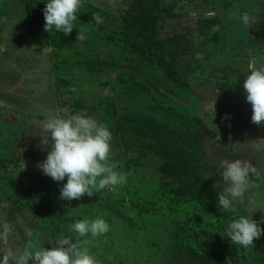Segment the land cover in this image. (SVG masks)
Segmentation results:
<instances>
[{"label":"rangeland","instance_id":"1","mask_svg":"<svg viewBox=\"0 0 264 264\" xmlns=\"http://www.w3.org/2000/svg\"><path fill=\"white\" fill-rule=\"evenodd\" d=\"M131 1L82 0L74 27L86 38L50 46L43 39L48 33L44 23L28 26L25 13L26 3L43 11L47 0H0V230L11 225L0 248L31 244L50 249V240L71 235L98 264H199L187 255L190 248L220 251L228 264H264V234L254 247L233 245L226 237L228 224L240 216H251L264 229V125L227 131L215 119V82L222 67L227 72L236 66L237 75L246 78L249 64L264 65V0H160L174 3L183 29L192 28L200 15L219 20L195 32L193 53L180 59L199 64L187 88L122 49L121 15ZM94 15L102 18L101 29ZM43 48L51 53L42 54ZM124 65L145 88L118 80ZM75 114L92 117L113 132L109 163L126 182L114 191L106 187L66 201L59 193L67 177L53 181L37 164L51 147L49 137L41 150L47 117ZM196 118L214 131L213 137ZM160 142L197 155L216 170L219 178L202 192L201 203L182 194L175 178L160 174V160L151 148ZM235 159L249 160L258 175L250 177L244 203L234 200L225 210L217 203L221 163ZM96 218L110 225L106 234L80 237L71 231L76 221Z\"/></svg>","mask_w":264,"mask_h":264},{"label":"clouds","instance_id":"2","mask_svg":"<svg viewBox=\"0 0 264 264\" xmlns=\"http://www.w3.org/2000/svg\"><path fill=\"white\" fill-rule=\"evenodd\" d=\"M81 6L82 0H47L43 9L44 31H62L65 36L69 35L74 29ZM93 19L96 24L102 23L99 15H94ZM242 19L244 23L249 22L247 14ZM85 38L82 33L76 35V40L83 41ZM50 53V49L43 48L42 54ZM242 88L246 102L251 105V122L264 125V65H248ZM42 131L41 150L50 141L51 147L37 167L53 181H63L67 177V182L60 189V199L71 201L79 200L84 195L91 197L94 192L106 187L114 191L126 182V176L109 163L113 132L106 124L80 114L69 118L50 115ZM221 167L223 185L217 203L223 209L230 210L234 200L244 203V193L252 186L250 177L258 173L249 160H224ZM260 223H264V219ZM109 230L110 225L103 218L82 219L71 225V231L80 237L89 233L96 237ZM10 232L11 225L5 223L0 230V240L5 244ZM262 234L264 229L256 220L251 216H240L228 224L226 237L230 238L233 245L254 247V240ZM53 241L54 246L50 249L42 246L37 249L31 244L24 248H0V264H98L87 248L81 247L78 241L73 242L71 235L49 242Z\"/></svg>","mask_w":264,"mask_h":264},{"label":"trees","instance_id":"3","mask_svg":"<svg viewBox=\"0 0 264 264\" xmlns=\"http://www.w3.org/2000/svg\"><path fill=\"white\" fill-rule=\"evenodd\" d=\"M26 22L29 25L45 23L43 11L31 2L25 5ZM89 14V13H88ZM84 14V19H89ZM181 15L176 11L174 3L163 5L160 0H132L121 15L122 49L142 56L161 68L162 73L178 87L187 88L192 84V77L199 69L196 62L180 63L183 56L191 55L194 51L193 38L195 32L216 25L219 20L214 15H200L183 29L180 22ZM96 28L101 29V25ZM79 29L65 36L63 32L53 31L43 35L46 45L66 46L76 41ZM221 77L215 82L216 108L215 119L218 127L227 131H250L252 127L251 105L246 102L242 84L244 77L237 75L238 67H230L227 72L222 67ZM118 77L120 82L132 81L145 88L132 73H128L124 65ZM237 75L230 78V75ZM196 121L209 137L214 131L201 119ZM153 154L158 157L160 164L158 171L162 176L173 177L179 182V189L187 198L201 203V194L210 181L219 178L213 167H206L199 162L198 156H189L176 147L160 142L152 146ZM187 255L199 264H228L226 256L220 251H211L208 254L193 248L187 250Z\"/></svg>","mask_w":264,"mask_h":264},{"label":"crops","instance_id":"4","mask_svg":"<svg viewBox=\"0 0 264 264\" xmlns=\"http://www.w3.org/2000/svg\"><path fill=\"white\" fill-rule=\"evenodd\" d=\"M252 128V127H251ZM251 130V129H250ZM247 132H249V131H247Z\"/></svg>","mask_w":264,"mask_h":264}]
</instances>
